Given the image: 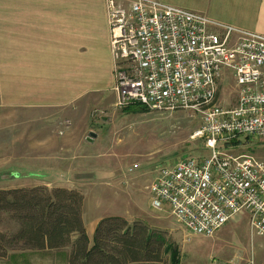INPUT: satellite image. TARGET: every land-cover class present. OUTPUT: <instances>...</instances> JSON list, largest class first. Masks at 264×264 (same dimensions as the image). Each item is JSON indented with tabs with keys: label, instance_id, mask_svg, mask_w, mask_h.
Masks as SVG:
<instances>
[{
	"label": "built area",
	"instance_id": "2783aa9c",
	"mask_svg": "<svg viewBox=\"0 0 264 264\" xmlns=\"http://www.w3.org/2000/svg\"><path fill=\"white\" fill-rule=\"evenodd\" d=\"M104 3L115 106L199 113L192 140L209 152L158 168L146 188L150 208L202 237L245 212L250 233L263 237L264 162L232 151L264 139V35L158 0ZM226 77L235 87L232 107L219 101Z\"/></svg>",
	"mask_w": 264,
	"mask_h": 264
},
{
	"label": "rangeland",
	"instance_id": "374dc122",
	"mask_svg": "<svg viewBox=\"0 0 264 264\" xmlns=\"http://www.w3.org/2000/svg\"><path fill=\"white\" fill-rule=\"evenodd\" d=\"M228 81L226 77L219 94L224 107H232L236 98L234 83ZM91 100L95 103L90 105L86 116L77 118V130H73L80 138L81 147L74 152H58L63 172L45 175L49 189L79 191L89 216H144L137 221L144 222L150 230L164 233L168 243L177 247L180 264H264V236L250 233L245 212L231 218L212 237H202L191 234L173 217L160 215L150 208L146 188L158 168L184 157L201 158L209 154L202 141L192 140L200 127L199 113L189 110L126 113L124 109L137 105L117 108L116 95L110 88L95 94ZM52 114L45 112L27 118L24 112L0 108V189L6 188L3 180L6 186H11L9 181L14 179L15 171L20 178L28 176L24 157L37 154L38 149L34 147H39L41 140L53 137L54 127L47 124L56 117ZM34 119L45 124L35 125ZM43 145L47 146L44 154L48 155L53 154L50 150L53 146L62 148L59 143ZM232 153L251 155L264 162V139L242 140ZM80 162L89 163L86 171L78 166ZM134 164L138 169L131 171ZM14 227L6 220L0 223L2 232H10ZM0 264H66V256L64 252L9 251L5 258H0ZM137 264H170L169 254H163L160 263Z\"/></svg>",
	"mask_w": 264,
	"mask_h": 264
},
{
	"label": "crops",
	"instance_id": "0c3cea01",
	"mask_svg": "<svg viewBox=\"0 0 264 264\" xmlns=\"http://www.w3.org/2000/svg\"><path fill=\"white\" fill-rule=\"evenodd\" d=\"M158 1L264 35V0ZM106 88L114 89V62L104 0H0V108L24 112L27 118L45 112L56 116L47 123L54 127L53 137L34 147L37 154L24 157L28 176L20 178L13 171L11 186L3 180V189L50 186L45 175L63 172L58 152L81 147L73 132L77 118L87 115L95 103L91 98ZM34 121L38 126L45 124ZM45 142L62 144V148L53 146L50 150L55 154H44ZM87 165L78 164L82 169ZM84 202L82 219L91 248L98 222L110 216H89ZM122 218L132 223L144 216ZM38 252H64L67 264L70 247Z\"/></svg>",
	"mask_w": 264,
	"mask_h": 264
},
{
	"label": "trees",
	"instance_id": "16d2710c",
	"mask_svg": "<svg viewBox=\"0 0 264 264\" xmlns=\"http://www.w3.org/2000/svg\"><path fill=\"white\" fill-rule=\"evenodd\" d=\"M138 114L146 109H124ZM83 195L77 190L36 186L0 189V223L14 225L0 231V258L9 251H46L70 247L67 264L160 263L169 254L170 264H180L177 247L164 233L150 230L142 221L128 223L119 216L101 219L88 246L82 219Z\"/></svg>",
	"mask_w": 264,
	"mask_h": 264
}]
</instances>
